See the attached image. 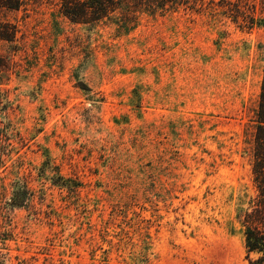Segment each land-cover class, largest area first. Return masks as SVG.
Here are the masks:
<instances>
[{
	"label": "rangeland",
	"instance_id": "rangeland-1",
	"mask_svg": "<svg viewBox=\"0 0 264 264\" xmlns=\"http://www.w3.org/2000/svg\"><path fill=\"white\" fill-rule=\"evenodd\" d=\"M57 1L0 9V264H248L264 0L128 30Z\"/></svg>",
	"mask_w": 264,
	"mask_h": 264
},
{
	"label": "trees",
	"instance_id": "trees-1",
	"mask_svg": "<svg viewBox=\"0 0 264 264\" xmlns=\"http://www.w3.org/2000/svg\"><path fill=\"white\" fill-rule=\"evenodd\" d=\"M29 1L35 0H0V9L18 10ZM202 2L203 0H58L56 4L58 12L72 23L95 25L103 18L116 19L119 29L128 30L136 26L138 15L142 12L162 13L179 6L198 9ZM17 32L16 24L0 19V41L16 40ZM252 121L255 131L251 172L257 193L253 204L240 214L239 221L243 228L248 264H264V64ZM11 201L17 204V198H12Z\"/></svg>",
	"mask_w": 264,
	"mask_h": 264
}]
</instances>
